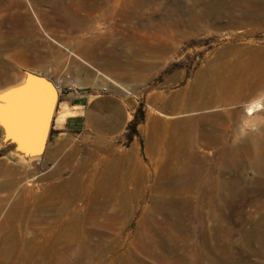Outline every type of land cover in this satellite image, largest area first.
<instances>
[{
    "label": "rangeland",
    "instance_id": "obj_1",
    "mask_svg": "<svg viewBox=\"0 0 264 264\" xmlns=\"http://www.w3.org/2000/svg\"><path fill=\"white\" fill-rule=\"evenodd\" d=\"M98 1L0 0V87L6 94L9 82H28L26 69L44 72L61 86L57 112L67 113L62 123L53 117L35 161L17 165L11 153L22 148L10 152L0 138V245L15 239L2 263L40 264L38 243L46 245L44 232L60 224L64 208L63 218L77 225L67 264H264V184L241 143L264 126V109L256 120L243 118L248 96H264V0ZM67 12L82 24H69ZM96 68L128 90L105 92L124 97L131 110L126 130L110 139L76 117L104 93L92 84ZM239 82L248 85L241 93L225 89ZM199 90L211 94V105L190 110ZM217 113L228 118L200 119ZM175 120L185 121L174 128ZM213 138L218 144L205 148ZM178 139L197 161L174 157ZM117 157L127 161L118 190L97 203V184ZM72 184L69 197L53 192ZM17 202L22 221L2 225Z\"/></svg>",
    "mask_w": 264,
    "mask_h": 264
},
{
    "label": "bare ground",
    "instance_id": "obj_2",
    "mask_svg": "<svg viewBox=\"0 0 264 264\" xmlns=\"http://www.w3.org/2000/svg\"><path fill=\"white\" fill-rule=\"evenodd\" d=\"M87 1H88V4L95 5L96 7L99 4L98 0H87ZM66 11H68V10H66ZM66 15H67V22L69 24H72L73 26L77 25V24H82V19L79 20L77 16L75 18V16L69 14L68 12ZM78 28H79V26H78ZM73 29L75 30V28H73ZM27 64H26V67L31 68L29 65L27 66ZM115 64H116V62H113V61L108 62V64L106 63V65H108L107 68H109V69H111V68L113 69ZM96 70H97V72L95 73L96 77L92 83L94 86H96L97 88L102 87V90H105V89L109 90V87H115L118 90L128 92V90L123 86V84L118 80V78L116 79V77L113 76L112 74H107L106 72H103L102 70H98L97 68H96ZM80 73H85V72L82 70ZM227 76L228 75L224 74L223 76H221V79L228 80ZM113 77H115V78H113ZM60 78L58 81H60ZM66 78H67V76L64 77V79H66ZM84 80H85V78L83 77L82 83H84L86 81V80L85 81ZM86 82H89V79ZM42 84L45 88L48 89V85L45 82H42ZM104 84L106 86H102ZM108 84H109V86H108ZM16 86L19 87L20 83L16 85L13 83L11 84L9 82L7 84L8 89H11L13 87L16 88ZM226 86H227V88L225 87V89L228 90V92H230L231 94H239L244 90L245 87H248V85L246 86V83H243V82L242 83L239 82L236 85L227 84ZM55 87H56V99H55V104L53 107V112L51 115V117H52L51 120H53V117L56 116L57 120L61 121V123H62V121L66 118L67 113L62 112V111L57 112V110H56L58 95H60L59 92L61 91V86L57 85ZM6 91H7L6 89H3L2 87H0V95L5 94ZM209 93H210V91H209ZM196 97H198L200 101L198 103H191L189 106L191 108L190 110L205 109L211 105L212 100H210V99L207 100L208 98H211V94L208 95V92H206V90L205 91L199 90L196 94ZM191 98H193V97H191ZM248 99L249 100L247 101V103L245 105V110L243 111V118L246 121L253 120V119L256 120V117H258L260 115V113L262 112V110L264 109V96L263 95L260 96V94L257 93V91H254L253 93H251L248 96ZM77 108H79V106ZM78 112L80 113L82 111L79 110ZM232 115H233V113L231 112L227 116L231 117ZM227 116H224V115L217 113V114H210V115L201 116L200 119H203V120H207V119L220 120L221 119L223 121H226V119L228 118ZM184 121L185 120H175L172 125L174 128H177L179 125L184 123ZM6 127H7L6 121L5 120L0 121V130H2V128H5V131H3V139L1 137V135H0V138H1L2 142L5 144L8 143L7 142L8 133L6 131V129H7ZM178 140H179L178 144L180 145V150H179L180 152L178 151V153L176 152L175 154H173L174 157H175V155L176 156H182L184 158L183 159L181 157L183 159V162H186L187 160L197 161L199 159V157L193 150L190 149V146L188 145L187 140H185V139H178ZM241 143H242L243 149L248 150V152H250L251 155L255 156V160L257 162V165H258V168H259V171L261 174L259 181L264 184V167H263V163H264V126L260 128L259 134L256 137H250L249 139H242ZM217 144H218L217 141L213 138V141L206 144L205 148H209V149L212 148L213 149ZM58 148L61 149L62 147H59V145H58L57 150H59ZM238 149H240V146H238ZM12 154L13 155L16 154V156L18 157V159H19L17 162V165H18V163L21 164L22 162H27L29 160L35 161L36 158L41 155V152L38 151V152H35L32 154H29L28 151L26 150V148H23V149H18L17 151L12 152ZM224 154L225 155L228 154L227 149H225ZM68 156H70V154ZM67 161H68V158H66L65 162L61 161V162H59V164L61 165L63 163H66ZM129 161H131V160H129ZM126 162L127 161L124 157L123 158L117 157V158L113 159V162L111 163V165H109L108 169L106 170L105 177H103L97 184L96 193L98 194V197H99V199L97 200V203L104 202V200L107 198L106 192L114 193L115 190H118V178H117L118 177V169L120 168L122 163H125L124 165H126ZM11 165H12V163H11ZM60 165H59L58 169H60ZM5 185L6 184L4 182H2V183L0 182V190L1 189L4 190L3 188L5 187ZM108 188H112L113 191H111V189L109 191H107ZM53 189H54L53 192L55 191V193L56 192L67 193L66 195L68 197L70 195H73L74 191H75V187L73 186V184L69 187L66 185L55 186V187H53ZM62 196H64V195H62ZM63 201H65V200H63ZM5 203H6V199L0 198V205H1L0 206V212H3V207H4ZM18 204H19V202L15 203L10 208V210L6 213L5 217H3L4 219L2 220L3 221L2 225L5 226V225L11 224V223L13 224L16 222L17 219L19 221H22L23 217L20 216L19 213H17ZM65 204H67V201L65 202ZM60 206L61 205H59V207ZM106 209H107V207L105 206L104 211H106ZM57 210H58V215L60 217V224L54 226V228L48 227L45 230L44 237L46 240V245H39V243H38V249L37 250H38V254H39L40 264H57L60 262L67 264V263H69V261L73 260V258H74V252H72L73 234H74V230L76 229L77 225L75 224L73 219L68 221L67 219L63 218V216L65 214L64 208H58ZM117 217H118V212L115 211L114 213H112L111 220H115ZM37 220L39 222L44 221V219L41 218L40 216H38ZM55 229H56L57 233L51 234V232L55 231ZM14 240L15 239L13 237L11 239H8L5 242V246L0 245V264H3L4 263L3 260L5 258H7V255L9 254L8 253L9 248L12 246ZM257 241L260 242V240H258V239H257ZM84 243H85V241H84ZM58 244H61L63 246L64 250H61L59 252H57L56 250H53V247L57 246ZM47 245L50 247L47 248L46 247Z\"/></svg>",
    "mask_w": 264,
    "mask_h": 264
},
{
    "label": "water",
    "instance_id": "obj_3",
    "mask_svg": "<svg viewBox=\"0 0 264 264\" xmlns=\"http://www.w3.org/2000/svg\"><path fill=\"white\" fill-rule=\"evenodd\" d=\"M24 76L28 78V82L22 83L18 88H12L0 97L7 102L6 105L0 104V116L6 121V131L10 135L8 143L5 144L2 140L1 142L9 147L10 152L22 147L26 148L29 154L38 151L42 153L51 137V115L56 99V87L52 78L44 72L26 69ZM42 82L48 85V89ZM14 89L19 91L13 92ZM5 109L8 111L5 112ZM3 131L5 128L1 130L2 139Z\"/></svg>",
    "mask_w": 264,
    "mask_h": 264
},
{
    "label": "crops",
    "instance_id": "obj_4",
    "mask_svg": "<svg viewBox=\"0 0 264 264\" xmlns=\"http://www.w3.org/2000/svg\"><path fill=\"white\" fill-rule=\"evenodd\" d=\"M131 110L125 98L115 93H101L82 106L78 123L88 132L104 139L121 135L127 128Z\"/></svg>",
    "mask_w": 264,
    "mask_h": 264
},
{
    "label": "snow or ice",
    "instance_id": "obj_5",
    "mask_svg": "<svg viewBox=\"0 0 264 264\" xmlns=\"http://www.w3.org/2000/svg\"><path fill=\"white\" fill-rule=\"evenodd\" d=\"M17 91H19V90H18V89H14V90H13V92H17Z\"/></svg>",
    "mask_w": 264,
    "mask_h": 264
},
{
    "label": "built area",
    "instance_id": "obj_6",
    "mask_svg": "<svg viewBox=\"0 0 264 264\" xmlns=\"http://www.w3.org/2000/svg\"><path fill=\"white\" fill-rule=\"evenodd\" d=\"M105 92H108V90H107V89H105V90H104V93H105Z\"/></svg>",
    "mask_w": 264,
    "mask_h": 264
}]
</instances>
